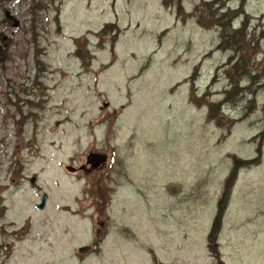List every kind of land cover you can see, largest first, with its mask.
<instances>
[{
	"label": "rangeland",
	"instance_id": "1",
	"mask_svg": "<svg viewBox=\"0 0 264 264\" xmlns=\"http://www.w3.org/2000/svg\"><path fill=\"white\" fill-rule=\"evenodd\" d=\"M104 139L135 168L96 236L78 177ZM0 264H264V0H0Z\"/></svg>",
	"mask_w": 264,
	"mask_h": 264
},
{
	"label": "flooded vegetation",
	"instance_id": "2",
	"mask_svg": "<svg viewBox=\"0 0 264 264\" xmlns=\"http://www.w3.org/2000/svg\"><path fill=\"white\" fill-rule=\"evenodd\" d=\"M57 124L58 123L56 122V125ZM118 125L120 126L119 132H124V127L128 130L126 124L123 123ZM84 158L87 163L79 167L83 174L78 177V184L79 186L82 184H84V186L86 185V187H88L89 194L94 195L93 206L95 215L93 220L94 225L96 226L95 234L97 236L100 233L105 234L104 229L106 222L101 218V214H106L105 207L108 209L111 198L121 191H124V189L132 182L131 179L133 178L135 168L133 141L129 139L127 142L122 143V139H116L112 143V141L104 139L99 146L91 145L90 148L84 151ZM137 167L139 168L140 166L137 165ZM32 177H34L33 181H31ZM24 178L25 176L20 177V179ZM28 181L30 184H34L36 181V175L28 177ZM112 188H114L117 193L112 194L108 198V193H110V191L108 192L106 190L112 191ZM44 193L46 192L41 193L39 201ZM38 202H35L34 206ZM47 202L48 194L44 207L42 209L35 208L42 211L46 208ZM96 205L98 206L95 207ZM99 205H102L100 209ZM125 214V210L121 212V216H125ZM19 228L20 227L8 230V232L16 235ZM92 248L93 245H91V249Z\"/></svg>",
	"mask_w": 264,
	"mask_h": 264
},
{
	"label": "trees",
	"instance_id": "3",
	"mask_svg": "<svg viewBox=\"0 0 264 264\" xmlns=\"http://www.w3.org/2000/svg\"><path fill=\"white\" fill-rule=\"evenodd\" d=\"M181 9L180 6H178L177 11L179 12ZM112 26V23H106L105 24V28H101L102 29V33L105 31L106 26ZM237 31V30H236ZM86 54H88V51L85 52ZM77 55L81 57L82 61L84 59L83 57V51L80 50L77 51ZM88 60H86L85 64L88 65L90 62V58L92 56H87ZM89 61V62H88ZM233 162H232V166L224 180V184H223V188L221 190V193L219 195V198L217 200L216 203V211L214 214V217L212 219V223L207 235V239H208V245H209V251L212 253L213 256H215L217 259L219 258V251H218V245H217V239H218V235L221 229V223H222V218H223V214H224V210L225 207L227 205V203L229 202L230 199V195H231V188H232V184L234 182V180L236 179V176L238 174V171L241 167L243 166H247L248 163L253 162L254 159H241L237 156H233Z\"/></svg>",
	"mask_w": 264,
	"mask_h": 264
},
{
	"label": "water",
	"instance_id": "4",
	"mask_svg": "<svg viewBox=\"0 0 264 264\" xmlns=\"http://www.w3.org/2000/svg\"><path fill=\"white\" fill-rule=\"evenodd\" d=\"M5 16H6L7 19H9V20L12 21V26H13V27H18V26L20 25V24H19V20H18L17 18H15L11 13H9V11H6ZM107 105H108L107 102H104V103H103V106L106 107ZM33 178H34V177L31 178V181H33ZM46 200H47V194L44 193V194L42 195V198H41L40 202H38V203L35 205V207H36L37 209H42V208L44 207V204H45ZM90 247H91V246H90V245H87V244L81 245V246H79V247L77 248V252L80 253V254H84V253H86V252H88V251L90 250Z\"/></svg>",
	"mask_w": 264,
	"mask_h": 264
}]
</instances>
